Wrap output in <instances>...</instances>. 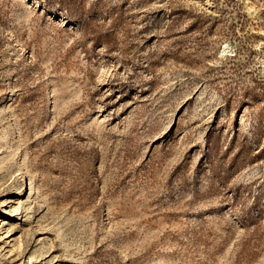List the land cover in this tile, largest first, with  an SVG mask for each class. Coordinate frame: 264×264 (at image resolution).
Wrapping results in <instances>:
<instances>
[{
    "label": "rangeland",
    "instance_id": "rangeland-1",
    "mask_svg": "<svg viewBox=\"0 0 264 264\" xmlns=\"http://www.w3.org/2000/svg\"><path fill=\"white\" fill-rule=\"evenodd\" d=\"M0 264H264V0H0Z\"/></svg>",
    "mask_w": 264,
    "mask_h": 264
}]
</instances>
